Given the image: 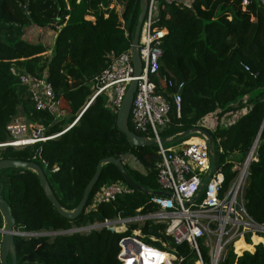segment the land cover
<instances>
[{
	"label": "trees",
	"instance_id": "trees-1",
	"mask_svg": "<svg viewBox=\"0 0 264 264\" xmlns=\"http://www.w3.org/2000/svg\"><path fill=\"white\" fill-rule=\"evenodd\" d=\"M188 3L160 0L159 25L167 28L168 34L156 82L165 96L170 92L166 81L183 85L180 117L172 106V123L163 137H174L180 142L178 135L201 127L206 116L218 111L234 112L229 126L210 131L214 151L228 187L237 173L234 167L247 158L260 135L244 200L249 216L264 225V3ZM140 14V0H0V145L12 140L7 127L18 116L19 107L44 138L61 134L20 148H0V160L33 162L42 167L66 211L76 209L99 162L110 157L130 153L125 167L132 180L150 192L159 190L156 146L133 147L118 129L117 114L109 108L106 96L98 97L79 121L64 132L89 102L93 82L109 66L111 57L130 49ZM51 25L57 35L49 57L42 43L31 44L23 36L30 26ZM12 67L39 78L47 74L61 101L60 109L37 110L31 92L11 73ZM235 105L238 106L233 108ZM129 127L132 130L130 123ZM119 181L126 183L121 172L112 164L104 165L88 205L101 187ZM1 185L19 232L56 233L113 218L120 211L132 216L138 209L150 210L149 196L135 189L113 205H101L95 212L84 211L70 221L57 213L33 171H0V189ZM4 224L0 213V227ZM142 230L148 244L160 249L166 244L186 258L185 264H194L195 255L188 245H175L163 227L148 223ZM125 235L103 229L57 235L53 240L46 236L16 237L18 264H121L119 242ZM247 242L251 244L250 235ZM259 242L262 239L255 237V245ZM236 249L239 253L251 252L237 256L231 250L220 264H264L263 244L253 252V246L239 241ZM201 252L208 262V249L202 245Z\"/></svg>",
	"mask_w": 264,
	"mask_h": 264
},
{
	"label": "built area",
	"instance_id": "built-area-1",
	"mask_svg": "<svg viewBox=\"0 0 264 264\" xmlns=\"http://www.w3.org/2000/svg\"><path fill=\"white\" fill-rule=\"evenodd\" d=\"M185 1L188 3L192 0ZM244 4H247V1ZM160 21V0H148L138 46L142 62L141 75L135 77L131 47L118 56H112L109 66L95 78L89 102L64 132L71 129L84 111L102 95L107 97L109 108L118 114L130 84L134 80L138 81L129 123L134 133L153 141L156 146L158 160L155 171L158 191L169 196H156L151 192L150 210L147 212L138 209L134 215L128 216L124 211H120L113 218L52 234L56 236L88 234L105 229L114 234H126L119 242L121 251L118 260L121 264H146L148 261L149 264H185L186 258L167 248L166 244H163L164 249H160L145 242L146 236L142 228L149 223L152 226L163 227L164 234L173 239L175 245H188L195 255L194 264H220L231 250L237 256L247 252L237 251L238 241L243 240L247 245H252L254 237L264 239V225L257 224L249 216L244 200L250 165L257 160L256 149L251 150L247 158L234 167L237 173L229 186L225 187V175L222 167L218 165L217 158L215 173L206 184H203L211 170V150L206 138L200 136L197 139L199 142L193 143L188 141L178 143L174 137L164 139L163 133L172 123V106H175L180 117L183 85L176 86L172 81H166L169 94L165 96L159 92L156 77L168 34L167 28L159 25ZM11 73L31 92L37 110L55 112L60 109L61 101L49 83L47 74L39 78L19 72L14 67L11 68ZM230 124L231 122H227L225 126ZM7 130L12 140L0 145V148H20L61 135L44 138L40 130L35 129L34 134L29 136V126L16 121L10 123ZM174 142L177 144L172 147L165 146L166 143ZM217 143L219 144L220 140ZM220 152H223L222 149ZM134 192V188L120 181L104 185L97 191L91 203L89 205L87 203L85 211H98L101 205H113L119 197ZM16 234L22 238L46 235L19 231ZM248 235L251 236V244L247 242ZM259 244L264 245V242H259L254 247ZM202 245L208 249V262L203 258Z\"/></svg>",
	"mask_w": 264,
	"mask_h": 264
},
{
	"label": "water",
	"instance_id": "water-1",
	"mask_svg": "<svg viewBox=\"0 0 264 264\" xmlns=\"http://www.w3.org/2000/svg\"><path fill=\"white\" fill-rule=\"evenodd\" d=\"M264 3V0H262ZM141 5V14L138 18L137 26L135 33L133 35V40L131 43V54L133 58V64L135 68V77H139L142 73V62L140 59L139 54V40H140V33L142 29L143 22L146 17L147 9H148V0H140ZM29 15V12H27ZM138 81L134 80L126 93V96L124 98V101L121 105L120 110L117 114V127L118 129L127 137L129 143L135 147H150L153 146V141L148 140L144 137L138 136L136 133H134L130 127H129V117L131 108L134 101V96L137 90ZM194 134H198L204 138H206L210 145L211 150V170L210 173L206 176V178L203 181V184H206L208 180L211 178V176L215 173L216 170V154L213 150V137L209 130L203 128V127H194L188 131H185L181 133L180 138L184 139L186 137L192 136ZM260 139V135L257 138L252 150L254 151L258 145ZM131 154H126L125 156H122L120 158H114L110 157L107 159H104L99 162L97 166L96 173L86 186L83 198L81 202L78 204L75 210L73 211H66L62 205L60 204L59 200L57 199L56 195L54 194L48 179L44 173V170L42 167H40L36 163L31 162H24V161H15V160H0V171L4 170H10V169H25V170H31L34 173L37 174L41 187L43 189L44 194L48 197L50 203L53 205L57 213L64 217L67 220L74 221L76 220L84 211L87 206L89 196L93 192L95 186L97 185L103 166L107 164L114 165L122 174L125 182L131 186L132 188L141 191L145 195L149 196L150 191L145 188L144 186L134 182L132 178L130 177L128 171L125 167V161H127L130 158ZM2 185L0 189V213L2 218L5 221V224L0 227V235L2 236L0 241V260L2 264H18V256H17V250L15 246V238L17 237V230L15 228L16 221L13 217L12 210L9 206V204L6 202L2 195ZM154 195L160 196V195H166L169 196L166 193L163 192H153ZM11 258V263L8 262V259Z\"/></svg>",
	"mask_w": 264,
	"mask_h": 264
},
{
	"label": "rangeland",
	"instance_id": "rangeland-1",
	"mask_svg": "<svg viewBox=\"0 0 264 264\" xmlns=\"http://www.w3.org/2000/svg\"><path fill=\"white\" fill-rule=\"evenodd\" d=\"M123 12H124V8L121 10V13H123ZM54 28H55V26H54ZM55 35H56V33H55L52 25L48 26V27L30 26L24 30L23 40H25L31 44L42 43L46 47L47 52H48L52 48V44H53V40L55 38ZM46 55H47V53H46ZM242 102H243V104H246L247 100L244 99ZM237 106L238 105H235V106H233V108L237 107ZM220 112L221 111H218L216 113H213V114L206 116L200 122V126H202L205 129H208L211 132L216 131L218 128L224 127L225 123L230 122L231 117L235 114L234 112H228V113H223V114ZM62 113H63V115L62 114L61 115L63 117L66 116V114L64 112H62ZM237 114H239V113H237ZM15 121L19 122V123H26L29 126V131H28L29 136H32L35 132V129H37L36 128L37 126L35 124L30 123L29 120H27L25 118L24 110L22 107H19V114L17 117H15L14 122ZM199 137H200V135L194 134L192 136H189V137L182 139V141H189L193 138L199 139ZM176 144H177L176 142L166 143L165 146L166 147H172ZM17 146H20V145H17ZM154 150L156 151V149H154ZM213 150H214V146H213ZM218 165H219V163H218ZM41 233H45L46 235H44V236L48 237L50 240H53L56 237V235H53L52 232H38V234H41ZM1 238H2V236H1ZM251 246H253V247L255 246L254 240L252 241ZM247 251H249V250H247Z\"/></svg>",
	"mask_w": 264,
	"mask_h": 264
},
{
	"label": "bare ground",
	"instance_id": "bare-ground-1",
	"mask_svg": "<svg viewBox=\"0 0 264 264\" xmlns=\"http://www.w3.org/2000/svg\"><path fill=\"white\" fill-rule=\"evenodd\" d=\"M188 142H190V143H193V142H199L196 138H193V139H191L190 141H188ZM255 238V237H254ZM256 238H258V237H256ZM254 240V239H253ZM240 241H243V240H240ZM239 242V241H238ZM244 242V241H243ZM262 242H264V239H262ZM148 251V250H147ZM149 252H152V251H149ZM150 261H148L146 264H148Z\"/></svg>",
	"mask_w": 264,
	"mask_h": 264
},
{
	"label": "crops",
	"instance_id": "crops-1",
	"mask_svg": "<svg viewBox=\"0 0 264 264\" xmlns=\"http://www.w3.org/2000/svg\"><path fill=\"white\" fill-rule=\"evenodd\" d=\"M56 33V32H55ZM57 35V34H56ZM56 35H55V37H56ZM54 42H55V38H54V40H53V44H52V48H51V50L50 51H48L47 52V55L50 57L51 56V54H52V49H53V46H54ZM238 243V242H237ZM245 243V242H244ZM246 244V243H245ZM255 250H256V248H255Z\"/></svg>",
	"mask_w": 264,
	"mask_h": 264
}]
</instances>
